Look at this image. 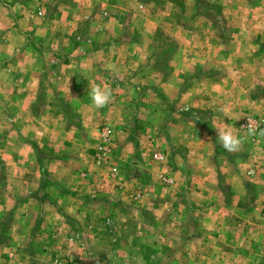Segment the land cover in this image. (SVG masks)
Masks as SVG:
<instances>
[{
  "label": "rangeland",
  "instance_id": "1",
  "mask_svg": "<svg viewBox=\"0 0 264 264\" xmlns=\"http://www.w3.org/2000/svg\"><path fill=\"white\" fill-rule=\"evenodd\" d=\"M247 121L264 0H0V264H264Z\"/></svg>",
  "mask_w": 264,
  "mask_h": 264
},
{
  "label": "clouds",
  "instance_id": "2",
  "mask_svg": "<svg viewBox=\"0 0 264 264\" xmlns=\"http://www.w3.org/2000/svg\"><path fill=\"white\" fill-rule=\"evenodd\" d=\"M88 92L91 104L96 109H103L112 102V89L107 83L91 84ZM221 111H224V109H221ZM244 127L247 129L244 137L237 135L231 125L225 124L223 127H215L217 130V142L226 152L231 154L242 151L247 137H255L257 135L264 137V129H259L255 122L247 121Z\"/></svg>",
  "mask_w": 264,
  "mask_h": 264
}]
</instances>
